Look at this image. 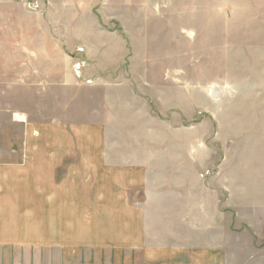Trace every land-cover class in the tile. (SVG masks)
<instances>
[{"label": "crops", "instance_id": "obj_1", "mask_svg": "<svg viewBox=\"0 0 264 264\" xmlns=\"http://www.w3.org/2000/svg\"><path fill=\"white\" fill-rule=\"evenodd\" d=\"M59 1L0 0V96L69 97L82 110L12 119L23 136L0 154V248L48 264L79 250L86 264L250 263L264 250V173L239 183L237 165L209 156L207 121L159 106L127 76L125 46L111 57L99 26L80 37L77 5Z\"/></svg>", "mask_w": 264, "mask_h": 264}, {"label": "rangeland", "instance_id": "obj_2", "mask_svg": "<svg viewBox=\"0 0 264 264\" xmlns=\"http://www.w3.org/2000/svg\"><path fill=\"white\" fill-rule=\"evenodd\" d=\"M70 1L71 7H78L80 37L92 34L93 26L110 31L109 40L117 45L111 57L121 52L122 46L126 48L123 67L127 76L138 80V87L153 90L149 94L156 97L159 106L183 105L191 124L205 119L206 135L215 133L218 139L207 141L209 156L227 157V167L237 165L239 183L261 184L264 0ZM75 68L81 71L83 67ZM71 99L0 96V154L16 147L23 136L22 128L12 121L14 117L27 121L23 114L31 113V121L79 119L81 102L69 106ZM189 132L194 136V130ZM95 254L100 261L101 253ZM72 255V260L66 258L68 264H86V256L91 254L79 250ZM48 261L39 258L35 249L0 248V264ZM248 264H264V250L256 252Z\"/></svg>", "mask_w": 264, "mask_h": 264}, {"label": "built area", "instance_id": "obj_3", "mask_svg": "<svg viewBox=\"0 0 264 264\" xmlns=\"http://www.w3.org/2000/svg\"><path fill=\"white\" fill-rule=\"evenodd\" d=\"M77 66H80V65H79V64H77ZM76 70H77V75H78V77L80 78V77H81L80 69H79V68H77ZM87 83H90V82H87Z\"/></svg>", "mask_w": 264, "mask_h": 264}]
</instances>
